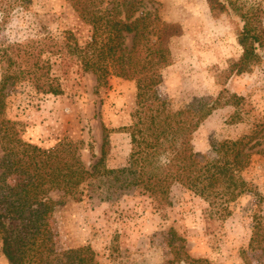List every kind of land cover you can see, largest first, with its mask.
<instances>
[{"label":"trees","instance_id":"trees-1","mask_svg":"<svg viewBox=\"0 0 264 264\" xmlns=\"http://www.w3.org/2000/svg\"><path fill=\"white\" fill-rule=\"evenodd\" d=\"M32 1L0 0V32L15 9L27 11ZM68 1L92 27L84 45L70 31L64 32L63 43L48 36L0 42V61L8 69L0 83V240L10 264H98L87 246L58 256L51 224L56 208L70 200L82 201L87 188L102 201L139 194L163 210L172 206L171 190L180 185L205 200L220 217L230 216L233 203L251 190L242 173L264 132V122L258 123L249 135L213 142L208 153L196 152L192 141L200 124L219 106L238 107L244 98L224 90L213 100L198 98L173 108L161 98L158 87L162 71L172 62L171 41L183 34L182 26L153 12L140 13L145 0H113L118 3L110 9L101 7L103 0ZM207 1L214 16H235L242 24L238 40L243 54L230 70L238 75L249 72L264 58L261 6L247 0ZM67 54L76 55L81 68L95 73L100 84L112 75L136 82V109L126 128L131 149L122 167L106 165L107 136L102 156L87 168L73 142L43 149L26 141L20 124L5 117L8 87L21 83L37 94H64L61 78L53 74L52 59L56 57L64 67ZM66 74L67 69L62 75ZM170 233L172 257L166 264L206 263L191 258L182 239ZM240 257L243 264H264V217L259 213L253 216L250 242Z\"/></svg>","mask_w":264,"mask_h":264},{"label":"rangeland","instance_id":"rangeland-1","mask_svg":"<svg viewBox=\"0 0 264 264\" xmlns=\"http://www.w3.org/2000/svg\"><path fill=\"white\" fill-rule=\"evenodd\" d=\"M247 2L260 5L264 13V0ZM117 3L103 0L101 7L110 9ZM147 11L183 28L170 44L172 62L162 71L161 98L175 109L198 98L213 100L224 90L244 98L238 107L219 106L200 124L192 141L196 152L208 153L213 142L249 135L264 122V58L249 72L238 75L230 70L243 54L238 40L242 24L235 16H214L207 0H145L140 13ZM65 31L73 32L84 45L92 27L68 0H33L29 10L15 9L11 14L0 42L48 36L63 43ZM131 44L129 36L126 46ZM67 59V68L52 59L63 95L37 94L21 83L8 87L5 117L20 124L26 141L43 149L73 142L87 168L102 156L107 136V167L124 166L131 149L126 128L136 109V82L112 75L100 84L95 73L81 68L76 55L67 54ZM6 70L0 61V83ZM256 141L252 162L242 173L251 190L233 203L230 216L220 217L205 200L180 185L171 190L172 206L163 210L139 194L102 201L87 188L82 201L65 202L51 217L58 256L87 246L98 264H166L172 257L168 243L173 231L191 258L203 264H243L240 252L250 242L253 216L264 217V132ZM0 264H10L1 240Z\"/></svg>","mask_w":264,"mask_h":264}]
</instances>
